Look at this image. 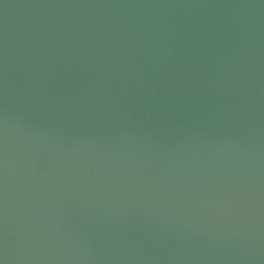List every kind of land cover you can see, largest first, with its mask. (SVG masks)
<instances>
[{
    "label": "water",
    "instance_id": "1",
    "mask_svg": "<svg viewBox=\"0 0 264 264\" xmlns=\"http://www.w3.org/2000/svg\"><path fill=\"white\" fill-rule=\"evenodd\" d=\"M0 264H264V0H0Z\"/></svg>",
    "mask_w": 264,
    "mask_h": 264
}]
</instances>
